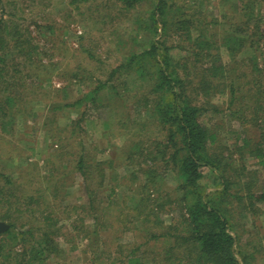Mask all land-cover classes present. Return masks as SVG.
Returning <instances> with one entry per match:
<instances>
[{"label": "rangeland", "instance_id": "obj_1", "mask_svg": "<svg viewBox=\"0 0 264 264\" xmlns=\"http://www.w3.org/2000/svg\"><path fill=\"white\" fill-rule=\"evenodd\" d=\"M167 2L165 20L172 23L173 28L165 36L161 21L157 22L154 31L151 30L148 1L127 8L116 0H0V34L5 38L4 42L12 37L16 39L21 33L28 35L31 43L38 47L37 51L23 50L21 45L11 48L8 53L13 56L5 57L6 64L0 66V71L4 70L1 80L7 81L3 82L5 85L9 84L7 88L0 85V105L4 109L0 110V222L13 223L23 231L15 240L1 232L0 240L5 249L34 245L41 241L40 233L45 232L50 241L58 245V251L54 249L49 253L43 264H110L115 263V258L121 259V250L128 251L131 247L137 248L136 254L143 264H175L173 260H164L169 239L147 240L138 227L139 221L135 220L127 225L128 230L120 233L115 220L121 209L125 211L137 200L131 188L140 175L133 180L131 174L139 169L142 157L137 153L132 156L136 157L135 162H131L128 153H124L125 147L131 141L137 146V140L143 142L139 149L151 142L164 144L166 130L147 115L144 105L145 97L150 99L148 90L130 67L111 80H107L108 73L118 65H126L131 54L148 49L152 42L165 47L168 55L178 62L200 70L203 63L195 61L193 64V52L195 39L200 37L203 28L209 30L200 37L201 40L213 42L212 50L203 53L212 51L228 64L232 59L223 44L225 35L246 34V46L242 50L246 54L240 61V68L242 71L248 69L255 59H260L263 64L264 0ZM240 5L244 12L238 11ZM243 21L248 28L244 27ZM187 32L189 39L185 37ZM260 36L263 37L260 39ZM257 39L259 44L256 45ZM233 46L240 47L237 41ZM257 47H261V51H255ZM38 61H42L44 68ZM209 66L205 63L204 67ZM178 71L179 74L183 72L181 68ZM261 78H264V71ZM97 80L105 82L99 90L94 89ZM84 94L86 97L93 95L95 101L84 100L74 107H67ZM6 97L11 99L3 101ZM138 99L140 101L136 103ZM204 100L209 105L204 106L201 120L218 137L223 157L220 171L224 169L235 176L232 178L235 184L230 189L236 192L239 177L245 173L247 177H242L241 181H250L248 187L251 188L240 192L241 201L234 200L238 208L230 209L237 259L240 264H264V200L254 197L249 201L244 196V193H255L264 186V170L255 165L248 145H243L248 138L250 147L258 143L264 149V115L260 123L259 120L255 122L259 127H252L250 122L243 127L228 117L225 95L211 93ZM81 105L87 110L85 120L79 122ZM134 129L140 131L138 139L132 135ZM81 152L86 153L87 160L110 167L99 179L93 172L92 192L102 210L100 223L103 225V230L92 236L95 241L70 229L69 222L77 218L79 209L76 212L71 209L65 212L64 209L65 205L78 207L87 203L79 173L74 168ZM213 172L202 169L200 183L208 193H212L218 183L217 174ZM178 180L176 168L170 165L164 169L161 182H157L154 197L161 206L157 218L164 226H176L179 208L191 199L190 194L178 188ZM114 185L116 195L107 198L109 187ZM85 218L87 220L88 216ZM31 227L35 228L32 240L28 234ZM96 241H99L98 249H92L88 243Z\"/></svg>", "mask_w": 264, "mask_h": 264}, {"label": "trees", "instance_id": "obj_2", "mask_svg": "<svg viewBox=\"0 0 264 264\" xmlns=\"http://www.w3.org/2000/svg\"><path fill=\"white\" fill-rule=\"evenodd\" d=\"M116 1L127 8H134L148 1L151 8L149 11L151 30L154 31L157 28V22L161 21L165 36H168L172 31L173 24H168L165 20L168 12L167 0ZM238 11L244 12L245 9L240 5ZM247 19L251 20L249 17ZM257 20L260 21V19ZM140 21L144 23L143 19ZM245 24L246 21H243L244 27L248 28ZM166 25L168 26L166 27ZM236 25H238V22ZM142 27L144 26L142 25ZM208 30V28H203L201 33H199L200 37H203V34L208 32ZM249 30L252 31V29ZM245 35L236 36L233 33L225 35L223 44L232 59L228 64L223 63L220 55L214 54L212 51L203 53L204 50H212L211 45L213 42L201 40L198 37L195 39L196 48L193 52V64L195 61L203 63L200 70L190 69L185 63H180L168 55L167 49L162 47V45L160 46L158 42H152L148 49L137 54H131L127 59L126 65L125 63L118 65L108 73L107 80H111L119 72L122 73L124 69L130 67V71L136 73V76L145 82L141 85L148 90L147 93L150 99L145 97L146 105H144V108L147 107L145 109L147 115L155 118L156 124L166 130V137L164 138L166 141L164 144L151 142L147 143L146 147L139 149L138 147L143 142L137 140V146L134 145L135 141H131V144L125 147L124 153H128V160L131 162H135L136 157L132 156L137 155V153L142 157V161L138 163L139 169L131 174L133 180L140 175L136 178L134 188H131L134 191L133 195H137L135 197L137 200L126 207L125 211L121 209L115 216L117 225L120 227V233L128 230L127 225L135 220L139 221L138 227L141 228L147 240L169 239L167 249L164 252L165 261L173 260L175 264H240L235 251L236 239L232 233L233 223L230 212L238 208L237 203L243 198L240 192H246L247 188H251L248 187L250 181H241L242 177H247V173H245L243 176L241 175L242 177H239L240 184L238 183L236 192L230 189L235 184L232 181L235 176L227 174L224 169L220 171L223 157L222 151L219 149L221 147L218 144V137L201 120V117L202 113L205 112L204 106L209 105L204 99H208L211 93H221L226 96L228 101V117L240 122L243 127L247 126L249 122L252 127L260 126L255 125V122L259 120L260 123V119L264 115V78H261V74L264 71V59L262 58L263 64H260V59H255L253 64L247 67L248 69L242 71L239 65L242 64L240 61L246 54L245 51H242L246 46ZM185 37L189 39V32L185 33ZM262 37L260 36V39ZM4 41L5 38L3 35L1 37L0 34V66L6 64L4 62L5 57L13 56V53H8L11 48L16 49L21 45L22 49L24 48L23 50L26 51H37L38 49L35 44L31 43L28 35H22L21 33L18 34L16 39L12 37L8 41L6 40V43ZM236 41L240 47L242 46L241 48L236 49L233 46ZM3 43H5V47H3ZM255 43L256 45L259 44V39ZM3 49L4 51H2ZM261 49V47H257L255 51H261ZM205 63L210 66L204 67ZM214 63L216 65L213 68L214 74H212ZM38 64L44 68L42 61H38ZM178 68H181L182 74H179ZM196 71H199V73L196 74ZM2 72L4 70L0 71V85L7 88L9 84L5 85L3 83H7V81L1 80ZM214 82L215 84H213ZM103 86H105V82L97 80L94 89L99 90ZM83 97V99H77L74 103L67 105V107H74L77 104H81L84 100L91 103L95 101L93 95L89 96L93 99L86 97V94ZM262 97L263 99H261ZM10 99V97H6L2 100L9 101ZM15 99L16 97L14 96L13 100ZM138 101L140 100H135L136 103ZM135 102L133 101L134 104H136ZM10 103H12V100ZM83 106L85 105H81V111L78 115L79 122L85 120L87 109H83ZM2 109L3 106L1 107L0 105V110ZM132 135L138 139L140 131L134 129ZM167 143H170L169 146H166ZM248 143H250V140L247 138L243 145H248L247 148H250L249 154L256 160L255 165L264 170V149L258 143L252 144L251 147ZM88 161L86 153L81 152L74 164L75 171L79 173L81 189L83 194L86 195L87 203L78 207L65 205L64 209L65 212H67V209L75 212L79 209L76 213L77 218L69 222V227L72 231L84 234L89 241H95L92 236H95L97 231L103 230V225L100 223L102 210L99 209V203L96 201L95 197L97 196L92 192L94 184L91 185V183L95 179L93 172L94 174L97 173L95 177L99 179V177L105 175L106 168L110 169V167L107 166L105 168V165L98 161ZM170 165L177 170L179 178L178 188L191 196L190 202L179 208V220L176 226L173 227L164 226L158 220L157 210L161 206L158 205L159 203L154 197L157 192V182H161L164 169ZM203 168L213 170L215 171L213 173L217 174L218 183L214 186L212 193L206 192L201 186ZM153 185L154 189L150 190ZM258 190L256 189L255 193L252 194L249 192L247 194L244 193V196L249 201L254 199V197L258 200H264V186L261 185ZM114 195H116L115 185L109 187L107 198ZM233 203H236L237 207H235L236 204L232 205ZM239 211L242 210L239 209ZM85 216H88L87 220L89 221L86 220ZM8 226L2 233L9 239L15 240L18 235L23 234V231L18 229L13 223ZM159 229L163 230V232H157ZM173 229L174 232L172 231ZM34 230L35 228L33 227L28 229L31 240ZM40 234L42 236L41 241L35 242L34 245L28 244L26 247H16V249H5V245L0 240V264H29L31 262L43 264L49 253L54 249L58 251V245H54L45 232ZM20 238L22 239V237ZM97 243L99 241L88 244L94 249L97 248ZM88 244L87 246H89ZM94 253H96V250ZM120 253L121 259L115 258V263L110 262V264H143L141 257L136 254L137 248L131 247L128 251L121 250Z\"/></svg>", "mask_w": 264, "mask_h": 264}, {"label": "water", "instance_id": "obj_3", "mask_svg": "<svg viewBox=\"0 0 264 264\" xmlns=\"http://www.w3.org/2000/svg\"><path fill=\"white\" fill-rule=\"evenodd\" d=\"M7 228H8L7 224L0 222V233L5 231Z\"/></svg>", "mask_w": 264, "mask_h": 264}]
</instances>
